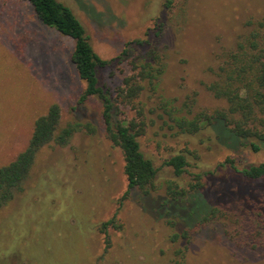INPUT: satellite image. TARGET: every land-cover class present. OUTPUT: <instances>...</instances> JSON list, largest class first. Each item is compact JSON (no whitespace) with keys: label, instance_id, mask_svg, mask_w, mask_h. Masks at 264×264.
<instances>
[{"label":"rangeland","instance_id":"374dc122","mask_svg":"<svg viewBox=\"0 0 264 264\" xmlns=\"http://www.w3.org/2000/svg\"><path fill=\"white\" fill-rule=\"evenodd\" d=\"M58 1L82 23L94 51L111 60L98 78L114 97L141 67L157 76L136 107L117 102L120 119H145L139 142L157 168L155 187L126 192L123 156L106 136L99 99L79 102L85 81L70 60L73 40L45 26L28 1L0 0V166L25 148L34 120L52 103L63 125L80 124L68 144L40 151L23 190L0 207V264H171L186 239V264H255L254 253L232 239L238 208H264V177L242 179L227 159L248 167L264 161V148L252 151L210 127L178 135L168 118L226 106L205 84L248 22L264 17V0ZM134 39L147 45L120 57ZM180 151L189 165L176 176L163 163ZM174 186L187 193L174 199ZM213 208L218 217L199 226ZM113 217L118 227L103 232ZM187 226L188 235L174 239Z\"/></svg>","mask_w":264,"mask_h":264},{"label":"trees","instance_id":"16d2710c","mask_svg":"<svg viewBox=\"0 0 264 264\" xmlns=\"http://www.w3.org/2000/svg\"><path fill=\"white\" fill-rule=\"evenodd\" d=\"M26 1L31 4L35 16L45 26L54 28L60 35L73 40L70 60L79 77L85 81L79 102L90 97L99 99L106 136L120 149L123 156V171L127 179L126 192L138 189L144 194H149L155 187L157 168L140 147L139 138L145 133V119H120L117 115V102L136 107L143 88L147 84L152 85L157 76L150 68L141 67L139 78L125 77L124 88H119L114 97L113 92L100 84L98 78L99 69L108 66L111 60L101 58L94 51L85 28L73 11L58 0ZM145 45L147 41L143 39L128 41L120 57L125 56L130 48H142ZM213 74V79L206 83L205 87L214 97L224 100L226 106L212 111L183 112L174 118L170 116L169 128L175 129L178 135L192 136L203 128L210 127L218 137H228L226 140L239 142L252 151L264 148V17L248 22L247 32L238 37L232 49L220 55V61L213 69ZM218 126L222 131L218 130ZM79 127L80 124L76 121L62 124L61 109L57 103H52L44 114L34 120L25 148L12 160L0 166V207L23 190V183L40 151L44 147L68 144ZM227 160L242 179L258 180L264 177V161L238 168L232 164V159ZM163 164L172 167L174 174L180 176L189 165V160L186 152L180 151L170 155ZM196 179L199 180V175ZM199 187L200 184H190L192 190ZM168 191L174 199L187 193V189L178 186L169 187ZM218 211L219 208H213L207 212L198 225H204L211 218L216 219ZM235 214L240 217L235 218L239 237L232 241L245 252L254 253L255 264H264V208H238ZM109 226L118 227L114 217L102 222V231H107ZM189 228H184L182 235L174 234V239L179 236L186 237ZM107 240L105 251L110 246V239ZM189 245L190 240L186 239L183 246L175 248L170 263L186 264Z\"/></svg>","mask_w":264,"mask_h":264}]
</instances>
